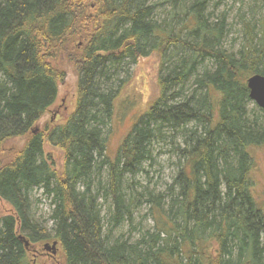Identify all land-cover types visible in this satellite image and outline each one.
Here are the masks:
<instances>
[{
    "label": "trees",
    "instance_id": "trees-1",
    "mask_svg": "<svg viewBox=\"0 0 264 264\" xmlns=\"http://www.w3.org/2000/svg\"><path fill=\"white\" fill-rule=\"evenodd\" d=\"M222 2L0 0V149L18 144L0 162V199L12 209L0 218V264H264V204L252 182L264 110L249 108L247 85L264 75V17H242L244 41L228 49ZM150 56L158 91L110 153L107 128L131 68ZM67 74L75 106L48 120ZM168 138L172 181L137 196L151 203L153 229L113 238L133 223L135 183L125 179L145 172L154 142ZM47 145L64 153L61 168ZM37 188L52 199L50 229L32 217ZM54 241L49 258L42 247Z\"/></svg>",
    "mask_w": 264,
    "mask_h": 264
},
{
    "label": "rangeland",
    "instance_id": "rangeland-1",
    "mask_svg": "<svg viewBox=\"0 0 264 264\" xmlns=\"http://www.w3.org/2000/svg\"><path fill=\"white\" fill-rule=\"evenodd\" d=\"M226 11L228 14V23L231 25V33L226 41V47L228 49L238 50L244 41V26L242 17L244 20L259 21L264 17V1L263 0H223L217 9V14ZM64 59V58H63ZM211 65V63H210ZM132 77L128 84L124 87L122 92L120 107H117L116 116L111 123V126L107 128V138L110 153H114L123 137L131 129L136 118L144 112L158 91L157 82L159 79V66L158 58L156 56L140 58L138 63L132 66ZM77 98V84L73 75H66L63 83L61 82L60 93L57 102L52 106L50 112L46 118L48 120L52 118V121H61L71 112L75 106ZM125 99V103L123 101ZM256 102L249 104V108L252 109ZM258 106V105H257ZM260 108V107H259ZM46 121V120H45ZM44 122L39 127L44 126ZM180 142V139H179ZM10 143L0 149V162L5 161L7 156H12L13 151L9 150ZM170 138L167 141H156L152 146L153 158L150 162L145 164V172H141L134 178L125 179L127 182L135 183L132 189H128L126 194V200L135 197V205L133 208V223L128 221L121 224L114 230L113 238H118L120 235L123 239L135 240L138 238L141 232H145L148 229H153L154 219L152 212L150 211L151 203L148 202L145 196H141L137 199L139 192H146L148 190L153 191L155 194L164 192L167 186L172 181V176L175 174L178 168V156L171 151L172 146L169 144ZM15 146L18 144L13 143ZM47 153H50L52 159H54L56 166L61 168L64 164V153L60 148L46 146ZM254 168L252 172L253 192L256 195L258 201L264 204V147L256 149L254 151ZM106 173L103 174V178ZM101 176V177H102ZM127 187V183H125ZM127 191V190H126ZM51 197L45 194L44 190L37 188L31 194L32 201V217L35 221L44 225L48 229L52 227V221L50 219L52 205ZM111 202H102L103 216L107 218L105 223L109 220L107 217L108 208ZM12 209L10 205L0 199V218L8 213H11ZM135 229H134V228ZM52 241V240H50ZM51 243L52 242H47ZM43 249L50 258V250ZM59 250V249H58ZM58 253V251H57ZM57 253L54 256H57ZM48 259V258H47ZM45 258H39L40 264H44ZM54 264H59L58 256L54 260ZM58 262V263H57Z\"/></svg>",
    "mask_w": 264,
    "mask_h": 264
},
{
    "label": "water",
    "instance_id": "water-1",
    "mask_svg": "<svg viewBox=\"0 0 264 264\" xmlns=\"http://www.w3.org/2000/svg\"><path fill=\"white\" fill-rule=\"evenodd\" d=\"M247 85L250 90L249 95L250 98L256 102V104L264 110V75L257 73L250 76L247 80ZM20 238L24 240L26 246H29V240L25 239L23 235H20ZM57 241L51 243H46L44 248L46 250H50L52 254L57 253Z\"/></svg>",
    "mask_w": 264,
    "mask_h": 264
}]
</instances>
